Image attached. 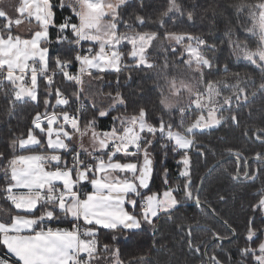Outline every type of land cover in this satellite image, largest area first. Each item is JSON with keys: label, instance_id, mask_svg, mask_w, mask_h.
I'll list each match as a JSON object with an SVG mask.
<instances>
[{"label": "snow or ice", "instance_id": "6c2138e0", "mask_svg": "<svg viewBox=\"0 0 264 264\" xmlns=\"http://www.w3.org/2000/svg\"><path fill=\"white\" fill-rule=\"evenodd\" d=\"M128 4L0 0V92L6 113L29 102L35 109L0 151V264H152L151 249L123 259L118 238L132 239L145 225L155 229L162 216L179 220L180 239L199 256L198 264H230L216 249L224 251L220 242L235 237L236 229L224 220L226 233L221 232L184 217L182 209L189 201L207 204L200 195L205 178L194 181L190 152L215 154L198 140L209 130L231 124L246 141L261 146L251 156L244 146L221 148L215 164L233 161L224 169L229 180L264 175V118L241 127L242 110L258 93L264 95V0H166L155 19L140 11L125 18ZM138 7L143 10V0ZM62 11L68 14L61 18ZM197 15L210 29L223 19L225 39L210 42L211 32L175 26L174 17L193 21ZM241 28L251 35L241 38ZM222 46L229 57L258 69L260 82L232 71L231 59L221 64ZM133 70L154 75L157 98L134 102L128 111L121 77L126 84ZM103 118L110 119L106 128L100 127ZM157 144L165 158L179 156L182 167L177 182L163 168L162 189L154 191ZM255 195L244 245L237 244L240 264H264V187ZM104 230L108 242L100 238Z\"/></svg>", "mask_w": 264, "mask_h": 264}, {"label": "trees", "instance_id": "16d2710c", "mask_svg": "<svg viewBox=\"0 0 264 264\" xmlns=\"http://www.w3.org/2000/svg\"><path fill=\"white\" fill-rule=\"evenodd\" d=\"M182 2H197L203 3L204 0H182ZM227 3H232L233 0H226ZM140 0H129V4L124 10L125 18H128L134 12L140 11V14L155 19L156 15L162 9L166 0H143L144 8L141 11L138 7ZM67 12H60L58 15L63 17L67 15ZM175 26L177 28L187 29L192 32H203L205 34L211 32L212 38L210 42L219 43L225 39L224 30L225 23L223 19L216 22V27L210 29L208 27L207 20H201L199 15L193 21H187L185 17H174ZM169 28L173 27V21H170L167 25ZM241 38L250 36L251 34L245 33L243 28L240 29ZM58 51L57 48H53V55ZM219 62L225 63L231 59V70L238 71L242 75L247 72L252 74L257 83L260 82V72L250 65L248 61L244 59H237L235 57H229V51L227 47L222 46V51L217 52ZM133 78L124 84V77H121V82L124 85L122 91L125 92L129 98L128 111L132 110L134 102L146 103L149 100L155 101L157 96L154 91V75L152 73L143 70H133ZM218 75H222L219 73ZM108 79H114L108 77ZM143 89V96L138 95L140 89ZM7 101L4 99L2 92H0V151H4L8 147L9 140L13 134L23 130L29 123L30 117L34 114V106L31 102L23 105H18L15 111L9 115L6 113ZM249 109H251V116L248 115ZM158 111V109H157ZM115 115V113H113ZM167 118V117H166ZM242 125L244 124H259L261 119L264 118V95L259 93L251 98L249 105L242 110ZM110 125L109 118H103L100 123L101 128H106ZM201 144L208 148L215 149V154L209 152L207 156H201L197 152L196 148H193L190 152L192 157V174L194 181L199 184L201 177L205 174L208 168L220 158V150L226 145L244 146L248 150L245 152L246 156H251L254 151L261 150V146L258 142L246 141L241 137L240 128L234 127L231 124H225L218 129H212L207 132L206 135L198 137ZM155 154V168L156 175L151 185L152 189H162V181L160 173L163 168H167L170 173V179L173 182H177L178 169L182 165L178 166L176 161L179 156H174L169 153L165 158L162 154L159 144L154 149ZM233 161L230 159L224 160L219 167H214V170L205 177L201 200L207 201V204L211 205V208L215 209V215L211 212V209L207 207V204L195 205L189 201L183 206L184 217H194L200 219L203 223H207L226 233V228L223 225V221L227 220L228 223L236 229V236L231 240H225L222 242L224 251H220L217 248L221 259H230V264H240L242 260L241 254L237 250V244L239 246L244 245V226L249 213V205L256 198V192L258 189L264 187V175L259 176L255 181H243L234 182L227 178L224 173V169H231L233 167ZM257 165L252 163V167ZM223 196L224 199L220 200L219 197ZM179 220L173 221L166 217H161L157 222L155 229L145 225L143 232L138 234L132 239H128L127 235L118 238V245L121 248L122 258L127 260L130 256L138 255L142 251L151 249L152 264H198L199 256L190 252L181 241V233L176 229V223ZM186 222H191L186 220ZM261 223V221H258ZM199 234V233H198ZM109 233L104 230L100 234V238L103 242H108ZM221 243V242H220ZM212 247H216L215 244ZM211 250V249H210ZM250 259V258H249ZM245 264H249L248 261Z\"/></svg>", "mask_w": 264, "mask_h": 264}, {"label": "water", "instance_id": "95a60500", "mask_svg": "<svg viewBox=\"0 0 264 264\" xmlns=\"http://www.w3.org/2000/svg\"><path fill=\"white\" fill-rule=\"evenodd\" d=\"M226 159H228V158H224V160H226ZM214 167H216V164H215V162L208 168V170L205 172V174L202 176V177H207L209 174H210V172L214 169ZM201 180V179H200ZM199 184H200V181H199ZM203 185V184H202ZM200 206V205H199ZM215 215V214H214ZM232 238H230L229 240H231ZM223 242V241H222ZM221 242V243H222Z\"/></svg>", "mask_w": 264, "mask_h": 264}, {"label": "crops", "instance_id": "0c3cea01", "mask_svg": "<svg viewBox=\"0 0 264 264\" xmlns=\"http://www.w3.org/2000/svg\"><path fill=\"white\" fill-rule=\"evenodd\" d=\"M10 1V2H9ZM14 0H7V3L11 4L13 3ZM0 23H3V21H0ZM20 32H26L27 31V24H23L21 25L20 29H19Z\"/></svg>", "mask_w": 264, "mask_h": 264}, {"label": "rangeland", "instance_id": "374dc122", "mask_svg": "<svg viewBox=\"0 0 264 264\" xmlns=\"http://www.w3.org/2000/svg\"><path fill=\"white\" fill-rule=\"evenodd\" d=\"M10 2V1H9ZM155 155V154H154Z\"/></svg>", "mask_w": 264, "mask_h": 264}, {"label": "built area", "instance_id": "2783aa9c", "mask_svg": "<svg viewBox=\"0 0 264 264\" xmlns=\"http://www.w3.org/2000/svg\"><path fill=\"white\" fill-rule=\"evenodd\" d=\"M74 70V69H73Z\"/></svg>", "mask_w": 264, "mask_h": 264}]
</instances>
